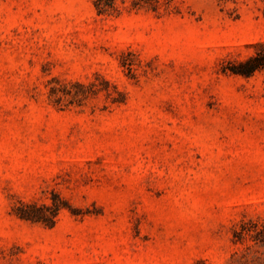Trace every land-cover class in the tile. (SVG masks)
<instances>
[{
	"label": "rangeland",
	"instance_id": "rangeland-1",
	"mask_svg": "<svg viewBox=\"0 0 264 264\" xmlns=\"http://www.w3.org/2000/svg\"><path fill=\"white\" fill-rule=\"evenodd\" d=\"M0 264H264V0H0Z\"/></svg>",
	"mask_w": 264,
	"mask_h": 264
},
{
	"label": "trees",
	"instance_id": "trees-1",
	"mask_svg": "<svg viewBox=\"0 0 264 264\" xmlns=\"http://www.w3.org/2000/svg\"><path fill=\"white\" fill-rule=\"evenodd\" d=\"M240 73L242 74H245L247 75L248 72H245V71H240ZM70 85L72 86H76L78 87L79 89L78 90H75L73 93H71V95L75 98V97H79L80 95L82 96H85L86 93L88 92V90H90L91 88V84L89 85H85L83 83H80V82H75V83H71ZM56 89L55 88H51L50 89V95H54L56 93ZM63 93H70L69 90H66V92H63ZM113 102H119L121 101L120 99L118 98H113L112 99ZM32 207V206H31ZM29 207V208H31ZM33 209V208H32ZM21 217H24V218H27V219H31V220H36V216H34V214H32V212L28 209V210H24L22 213L19 214ZM242 230H244V228H242ZM236 234L237 233H243L242 231L241 232H235Z\"/></svg>",
	"mask_w": 264,
	"mask_h": 264
}]
</instances>
